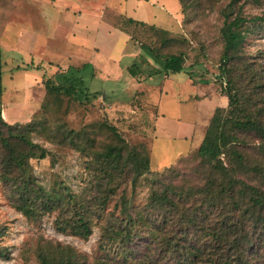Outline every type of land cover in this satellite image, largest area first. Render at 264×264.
I'll list each match as a JSON object with an SVG mask.
<instances>
[{"label":"rangeland","instance_id":"obj_1","mask_svg":"<svg viewBox=\"0 0 264 264\" xmlns=\"http://www.w3.org/2000/svg\"><path fill=\"white\" fill-rule=\"evenodd\" d=\"M47 2L18 0L10 10V0H0L1 116L9 124H31L29 139L47 152L43 159L27 161L29 172L47 192L54 189L65 198L66 186L77 199L96 202L95 175L99 171L94 159L108 145L118 143L107 128L111 125L128 146L146 150L151 174L139 177L132 191L127 180L130 175L115 172V194L99 218L97 212L92 214V232L86 240L57 232L53 226L55 212L27 220L12 207L0 182L1 244L10 253V258L0 260V264H38L34 250L45 241L72 247L85 256L87 264L97 260L124 264L119 246L108 245L104 251L98 247L100 226L106 224L107 217L119 215L122 192L139 211L150 194L154 174L164 167L175 166L176 174L168 177L175 184L200 183L194 153L214 108L227 105L218 65L222 50L219 11L228 0H200L199 4L190 0L186 13L181 12L178 0H60L57 6L65 7L60 14ZM238 4L245 16L264 15V0H239ZM102 13L111 23H117L114 14H118L182 39L160 47L155 35L120 25L129 33L133 51L142 54V46H148L160 54L183 53V71L154 74L158 66L153 61L145 64L138 55L132 63L127 56L118 58L126 48L125 38L116 29L106 32L98 18ZM31 33H36V38L29 36ZM244 53L253 72L258 70L264 76V37H254ZM84 63L89 66L85 71L88 101L56 100L45 92L44 80L59 67ZM129 66H136L135 76L131 75L136 81L130 80L133 84L120 90V84L130 78L125 70ZM120 73L122 82H114ZM258 84L257 88L247 81L238 85L250 97L252 108L261 107L259 98L264 100V87ZM92 94H96L95 99ZM244 138L250 158H261L264 164V157L254 148L258 140L250 134ZM20 145L16 146L22 150ZM109 182V178L103 181ZM150 246L138 254L140 258L147 254V260L150 257L147 264L156 261L151 256L157 252Z\"/></svg>","mask_w":264,"mask_h":264},{"label":"trees","instance_id":"obj_2","mask_svg":"<svg viewBox=\"0 0 264 264\" xmlns=\"http://www.w3.org/2000/svg\"><path fill=\"white\" fill-rule=\"evenodd\" d=\"M178 2L181 12L186 13L190 0ZM194 2L199 4L200 0ZM238 3L239 0H228L219 11L222 50L218 69L224 79L227 105L214 108L194 153L200 183L175 184L168 179L176 174L175 166L164 167L154 174L150 194L139 211L122 192L119 215L107 217L106 224L100 226L98 247L104 251L108 245L119 246L124 264L149 263L147 254L145 258L138 254L150 245L157 252L151 258L163 260L152 264H264V164L261 158H250L244 140L247 134L255 137L258 143L254 148L264 157V100L259 98L261 107L252 108L250 97L238 88L241 81H247L253 88L261 82L264 87V76L258 70L253 72L244 53L254 37H264V15L245 16ZM121 25L155 35L160 47L182 41L165 29L131 18ZM141 51L138 56L142 62L150 64V59L158 66L154 74L184 69L185 56L181 52L160 54L148 46H142ZM1 67L0 48V182L7 197L27 220L55 212L53 226L57 232L86 240L92 232V214L97 212L99 218L100 211L115 194L117 188L112 184L115 172L130 175L127 180L133 191L139 177L151 174L148 153L144 148L128 146L117 135L116 128L107 125L118 143L108 145L94 159L99 171L95 175L96 202L77 199L66 186H63L65 198L54 189L47 192L28 170L29 159H43L47 155L43 147L29 139L31 124H9L1 116ZM88 67L84 63L57 70L44 80L45 92L56 100L66 97L78 103L88 101L85 73ZM134 67L127 68L132 76L136 72ZM91 97L95 99L96 94ZM19 143L22 150L16 146ZM108 178L110 182L103 183ZM3 234L4 228L0 227V260H8L9 250L1 244ZM34 254L38 264H87L83 254L58 242L38 244ZM94 264L106 262L97 260Z\"/></svg>","mask_w":264,"mask_h":264},{"label":"crops","instance_id":"obj_3","mask_svg":"<svg viewBox=\"0 0 264 264\" xmlns=\"http://www.w3.org/2000/svg\"><path fill=\"white\" fill-rule=\"evenodd\" d=\"M47 1H49V2H47V4H49V5H52V7L54 8V9H56L57 10V13L58 14H60L61 13V11H63L64 10V6L63 5H61V6H57L58 4V2L60 1V0H47ZM10 7H9V9L11 8V9H13L14 7H16V5H17V3H18V0H10ZM10 9V10H11ZM66 9H67V7H66ZM114 14V13H113ZM115 16H116V18H117V25L115 24V23H111V21H109V20H107L106 18H105V14L104 13H102V14H100L99 16H98V18L102 21V23H103V25L105 26V28H106V32L107 33H111L108 29H116L117 31H118V33H119V35H121V36H123L124 38H125V43H126V48H125V50L123 51V53H121L119 56H118V58L119 57H122L123 55L124 56H127L128 58H129V63H132L134 60H135V57L138 55V53H140L139 51H133V49H132V44L129 42V33L127 32V31H125L123 28H120V25L122 24V21H124L126 18H124V16H122V15H118V14H114ZM119 16H121V17H119ZM119 19V20H118ZM132 19V18H131ZM115 21V22H116ZM80 27V26H79ZM29 36H31L32 38H36V33H31V34H29ZM120 36V37H121ZM119 39V38H118ZM148 61H149V63L151 64L152 62H151V60L150 59H148ZM48 63H51V62H48ZM128 63V64H129ZM82 65V64H81ZM68 66H66V65H63V67H59L57 70H60V71H64L66 68H67ZM57 70H55L54 72H56ZM126 70V73L128 74V71H127V69H125ZM53 72V73H54ZM110 75V74H109ZM130 75V74H129ZM128 75V76H129ZM167 75V74H166ZM109 77V76H108ZM119 77H121V78H123V75H122V73H120V76L117 74L116 75V77H115V80H114V82H116V83H120V82H122L121 80H119ZM165 78H167V76L165 77ZM130 80H132V81H136L131 75H130V78H128V79H125L121 84H120V90H124V89H127L128 87H130V85L131 84H133V83H131V81ZM150 81H151V79H150ZM130 84V85H129ZM135 84V83H134ZM139 84V83H138ZM118 85V84H117ZM213 112V111H212ZM212 114V113H211ZM211 116V115H210Z\"/></svg>","mask_w":264,"mask_h":264}]
</instances>
